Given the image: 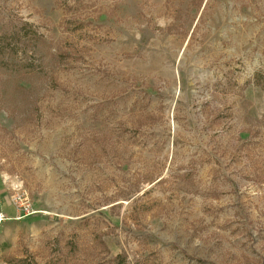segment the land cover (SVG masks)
Wrapping results in <instances>:
<instances>
[{"label": "rangeland", "instance_id": "obj_1", "mask_svg": "<svg viewBox=\"0 0 264 264\" xmlns=\"http://www.w3.org/2000/svg\"><path fill=\"white\" fill-rule=\"evenodd\" d=\"M0 264H264V0H0Z\"/></svg>", "mask_w": 264, "mask_h": 264}, {"label": "built area", "instance_id": "obj_2", "mask_svg": "<svg viewBox=\"0 0 264 264\" xmlns=\"http://www.w3.org/2000/svg\"><path fill=\"white\" fill-rule=\"evenodd\" d=\"M13 204L16 210L17 218L25 217L26 215L32 213L24 195L17 194L15 197H13ZM8 220L10 219L0 210V226Z\"/></svg>", "mask_w": 264, "mask_h": 264}, {"label": "crops", "instance_id": "obj_3", "mask_svg": "<svg viewBox=\"0 0 264 264\" xmlns=\"http://www.w3.org/2000/svg\"><path fill=\"white\" fill-rule=\"evenodd\" d=\"M0 210L9 218L15 217V211L9 200V194H7V189L2 187L0 183Z\"/></svg>", "mask_w": 264, "mask_h": 264}]
</instances>
